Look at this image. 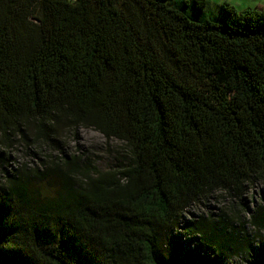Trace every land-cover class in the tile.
Segmentation results:
<instances>
[{
	"label": "trees",
	"instance_id": "16d2710c",
	"mask_svg": "<svg viewBox=\"0 0 264 264\" xmlns=\"http://www.w3.org/2000/svg\"><path fill=\"white\" fill-rule=\"evenodd\" d=\"M209 4L0 0V264H264V10Z\"/></svg>",
	"mask_w": 264,
	"mask_h": 264
},
{
	"label": "rangeland",
	"instance_id": "374dc122",
	"mask_svg": "<svg viewBox=\"0 0 264 264\" xmlns=\"http://www.w3.org/2000/svg\"><path fill=\"white\" fill-rule=\"evenodd\" d=\"M209 9L211 12L217 13L221 8L224 10L223 5L226 2L234 5L238 10L244 9H257L264 10V0H209ZM68 147L72 152H76L78 147H83L84 150L88 151V158L93 162L99 169H106L119 162L124 156L125 152L121 149L122 143L118 140H114L109 146L106 138L97 130L91 128H79L76 133H71L66 136ZM12 156L19 161L31 159L29 155H26L25 149L13 151ZM17 162V161H16ZM246 199L251 208L257 207L259 204L264 203V180L250 186L246 193ZM210 205L209 209L222 208L229 206L231 200L222 199L221 201L212 199L208 202ZM206 209V208H204ZM207 210V209H206ZM199 212V211H198ZM191 217L192 215H187ZM248 232L253 233V226L248 224L246 226ZM264 248V242L259 243L258 247Z\"/></svg>",
	"mask_w": 264,
	"mask_h": 264
}]
</instances>
